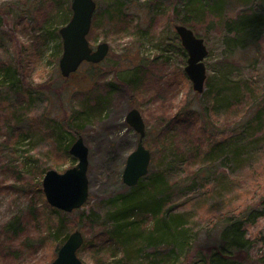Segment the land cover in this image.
I'll list each match as a JSON object with an SVG mask.
<instances>
[{"label": "rangeland", "instance_id": "obj_1", "mask_svg": "<svg viewBox=\"0 0 264 264\" xmlns=\"http://www.w3.org/2000/svg\"><path fill=\"white\" fill-rule=\"evenodd\" d=\"M93 1L87 39L92 49L106 43L108 54L64 78L58 30L72 15L71 0H0V64L13 77L0 79V228L32 207L19 238L31 250L19 264H51L74 231L83 237L76 252L83 264H196L227 223L264 198V36L231 50L226 29L240 15L262 12L254 10L264 0ZM182 21L208 51L201 94L184 73L187 55L174 31ZM131 109L145 125L149 173L164 171L169 183L159 198L179 215L178 244L126 247L115 237L112 215L128 191L122 170L138 140L125 121ZM78 137L88 149L89 196L64 213L47 204L41 183L46 171L76 165L69 149ZM242 230L250 260L264 264V214ZM8 246L0 245V264H18Z\"/></svg>", "mask_w": 264, "mask_h": 264}, {"label": "water", "instance_id": "obj_2", "mask_svg": "<svg viewBox=\"0 0 264 264\" xmlns=\"http://www.w3.org/2000/svg\"><path fill=\"white\" fill-rule=\"evenodd\" d=\"M95 8L96 3L93 0H71L72 15L58 30L62 42L58 66L64 78L76 72L83 63H101L108 54L109 47L106 43L92 49L87 40ZM174 31L187 55L184 73L191 82L193 91L201 94L206 80V67L203 62L208 54L206 46L201 38L185 26L175 25ZM125 121L138 135L136 147L127 156L121 176L123 184L132 188L148 174L151 154L143 145L145 125L140 112L131 109L126 114ZM69 154L77 160L76 165L63 173L46 171L41 183L47 204L64 213L80 209L89 196L88 149L81 137L73 142ZM82 244V234L79 231L72 232L51 264H83L76 255Z\"/></svg>", "mask_w": 264, "mask_h": 264}, {"label": "trees", "instance_id": "obj_3", "mask_svg": "<svg viewBox=\"0 0 264 264\" xmlns=\"http://www.w3.org/2000/svg\"><path fill=\"white\" fill-rule=\"evenodd\" d=\"M194 1L197 6H201V0ZM212 1L210 0L209 4L214 6L223 0H217L214 4ZM254 11L262 12L240 15L235 20L227 23V31L233 34V39L230 42L232 44L231 50L244 49L247 47L245 45L255 44L264 36V9H256ZM179 25L185 26L189 25V23L182 21ZM185 27L191 29L189 26ZM53 34L57 36L56 33L53 32ZM185 53L183 50L184 55ZM83 64L91 67L99 66V64ZM0 65L4 66L3 69L0 68V70H4V73L0 74V79H12L13 77H9L8 73L11 72L7 70L6 65L2 63ZM140 83V74H135L133 76L134 86H139ZM10 85L12 86V84ZM206 85L211 91V85L209 86V83H206ZM206 93L207 91L203 95H206ZM168 185L169 183L165 180L164 171L156 174L149 173L148 171V174L140 179L135 187L128 188L126 198L122 200L121 209L112 215V220L118 223L114 227L115 237L121 238V242L126 247L128 244L134 245L139 242L144 247L147 245L156 246L159 242H167V244L179 243L181 240L178 234V229L180 228L178 227L179 215H170V210L166 207L165 200L159 198L164 187ZM191 185L192 182L187 184V187L190 188ZM32 211V207H29L21 216L12 217L6 225L0 228V245H9L5 249L7 250V255L11 256L18 264L25 261V254L31 250V246L26 240L21 242L19 238L24 232V218L25 216L31 218ZM262 214H264V198L260 202L259 209L248 212L241 220L227 223L221 231L217 246L208 248L205 253H198L196 264H253L254 260H250L251 256L249 255V240L242 227L244 222L256 219L262 216ZM146 221L151 222L153 227L146 225ZM120 230H122V235ZM15 244H17L16 247L14 246ZM20 250L21 252H19ZM166 258L170 261L171 254H167ZM262 261H264V256L262 257Z\"/></svg>", "mask_w": 264, "mask_h": 264}]
</instances>
